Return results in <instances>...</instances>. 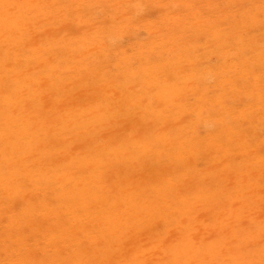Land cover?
<instances>
[{
  "label": "bare ground",
  "instance_id": "1",
  "mask_svg": "<svg viewBox=\"0 0 264 264\" xmlns=\"http://www.w3.org/2000/svg\"><path fill=\"white\" fill-rule=\"evenodd\" d=\"M153 11L151 0H0V264H213V219L192 210L179 214L164 199L152 201L144 187L169 176L175 186L195 169L192 160L206 155L189 146L187 161L172 165L153 150L161 140L172 149L179 130L170 116L156 118L166 102L159 80L170 70L191 77L180 85L185 93L207 91L214 69L175 51L123 80L93 66L137 22L159 34L150 26ZM108 17L120 22L108 25ZM168 44L159 47L171 51ZM138 148L155 160L126 174L124 161L143 158ZM79 203L81 218L70 211ZM239 259L227 264L251 263Z\"/></svg>",
  "mask_w": 264,
  "mask_h": 264
},
{
  "label": "rangeland",
  "instance_id": "2",
  "mask_svg": "<svg viewBox=\"0 0 264 264\" xmlns=\"http://www.w3.org/2000/svg\"><path fill=\"white\" fill-rule=\"evenodd\" d=\"M208 1L210 0L197 2L200 7L203 5L201 11L195 6L196 0H151L154 22L150 23V26L156 24L155 27L158 28L155 30H159V34L137 22L135 27L127 28L125 37L116 39L119 50H107L103 53L104 61L97 62L99 65L94 63L93 66L97 67L95 68L99 73L104 72L106 77L110 75L111 79L123 80L133 68H141L145 64L151 69L162 57L170 59V52L175 51L183 53L185 57L193 56L200 60L204 70L214 69L212 72L215 73V78L207 91L194 89V92H189V89V94L185 93L184 87L180 85L188 84L191 77L173 74L170 70L164 76L165 80H159L168 103L160 106L156 118L164 119L170 116L169 120L173 125H177L179 130L178 135L171 139L172 149L169 142L161 140L155 147L152 146L153 150L162 157L163 163L172 165L185 159L187 161L189 146L197 148L198 156L206 155L201 162L192 160L195 169L184 172L186 180L180 176L175 186L170 182L174 178L169 176L161 182L150 179L144 188L148 190L152 201L164 199V202L179 214L192 210L202 215V220L213 219V264L237 262L244 256L250 259V264H264V0H211L206 4ZM241 8L245 11H239ZM174 10L181 11L178 15V11L175 13ZM180 12H185L186 15ZM207 12L210 15H207ZM214 12L219 13L218 16ZM107 22L108 25L115 26L120 21L116 23L108 17ZM162 31L169 36L160 34ZM143 38L151 39L152 45ZM155 41L158 42L154 44ZM165 41L172 44L168 47L171 51L159 47L165 45ZM121 43H124L123 46L119 45ZM128 43L129 50L126 46ZM133 43L136 45L133 46ZM154 45L158 47L156 50ZM69 73V69L65 68L63 74ZM209 124L211 132L206 131ZM166 148L171 149V152ZM137 151L145 159H137L134 164L124 161L126 167L122 168L124 167L126 174H129L132 165H145L146 160L152 156L148 163L155 160L151 151H144L142 148ZM110 175L111 172L107 177L110 178ZM141 206L148 209L151 207L147 203ZM70 211L80 217L83 213L81 203L70 205ZM152 216L153 214H148V217ZM30 241V251H36L37 244L33 245V240L31 243ZM42 244L45 245L40 242L39 246L42 247Z\"/></svg>",
  "mask_w": 264,
  "mask_h": 264
}]
</instances>
